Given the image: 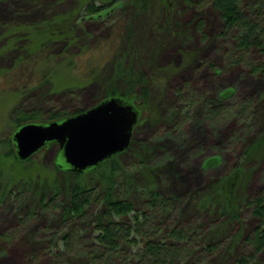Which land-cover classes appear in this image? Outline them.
<instances>
[{
    "label": "rangeland",
    "instance_id": "374dc122",
    "mask_svg": "<svg viewBox=\"0 0 264 264\" xmlns=\"http://www.w3.org/2000/svg\"><path fill=\"white\" fill-rule=\"evenodd\" d=\"M211 1L150 0L138 12L130 0H0V264L135 263L145 238L134 235L138 243L123 242L118 255L97 240L96 174L84 179L94 189L90 206L70 218L76 178L56 169L58 145L27 161L10 155L20 126L70 117L124 92L114 78L120 58L130 63L127 52L155 80L138 101L128 150L116 158L115 196L148 215V241L187 232L184 264H264V247L255 252L251 243L261 227L252 204L264 201V70L248 65L264 64V32L248 58L234 57L232 34ZM111 3L103 18L85 11ZM241 7L264 25L248 2ZM223 90L240 106L208 113L203 102L222 101ZM150 191L167 204L150 206ZM213 194L221 200L202 202ZM132 216L123 222L133 225Z\"/></svg>",
    "mask_w": 264,
    "mask_h": 264
},
{
    "label": "trees",
    "instance_id": "16d2710c",
    "mask_svg": "<svg viewBox=\"0 0 264 264\" xmlns=\"http://www.w3.org/2000/svg\"><path fill=\"white\" fill-rule=\"evenodd\" d=\"M130 2L133 6L137 7V10H139L138 12H143L150 0H130ZM244 2H248L251 9H253L252 11L257 12L260 17L264 16V0H212L211 4L219 12L225 30L232 34V51L234 53V57L239 54L241 55V58H244L245 60V58H248L247 56L250 50L262 46L261 36L264 32V25L261 24V21L257 17L249 18L242 12L241 6ZM114 6V3L106 5L105 7H95L93 5H89L86 7L85 11L91 14L90 18H93V16L103 18L109 14H107V12H109ZM127 32L129 33L128 30ZM128 37H130V35ZM124 56L126 59L130 58L131 61L129 64H125L123 62L124 57L119 59V63L117 62L115 65L117 70L114 80L124 81L127 88L124 92L119 94L113 92L104 99L115 96L122 98L134 104L139 111L138 105L140 102L138 103V101L141 100L144 102L148 99L149 88L151 84L154 83L155 78H152V76H146L144 73L136 69L134 65H131V63L135 64L137 61L135 55L131 52L124 53ZM240 61L241 59L239 61L234 60L232 62L239 63ZM246 61L248 64L249 61L247 59ZM248 65L251 72L264 70V64L261 66ZM136 88L140 93L138 92L137 94V91L133 92ZM129 92H133V95H131L132 97L129 95ZM231 94L232 91L223 90L220 93L222 101H219L217 98L211 101H204L203 104L207 107L206 111L211 114H216L217 105L219 106V110H235L240 105L230 103V99H232ZM242 109L241 112H244L245 108L243 110ZM79 113L81 112H77L74 115ZM62 117L63 116L56 114L52 115V118L48 121V123L68 118ZM14 154L15 151L10 152V155L14 156ZM119 155L120 154L103 161L96 168L83 174L72 173L76 179L68 187V207L66 209L67 216L70 218L82 217L85 213L86 207L90 206L94 189L93 187L88 186L84 182V179L89 175L96 174L94 179L96 180V184L101 188V196L98 200L100 210L95 216V221L96 230L98 231L97 240L104 248L103 250L108 255H118V248H120V245L123 242L128 245H136L138 242L133 236L138 235V237L145 239L141 240L142 248L136 253L135 263L133 264H184L183 255L185 253V248L182 242L187 238V232L183 230H173L168 234L167 240L165 241H148L149 238L146 237L147 232L145 231V226L150 223L148 215L143 212H136L130 201L120 199L115 196V188L118 186L116 180L120 170L116 158ZM55 167L58 171L70 173L65 170H60L56 163ZM214 195L215 194L205 197L202 202H205L207 205L219 202L221 200L220 197ZM147 197L149 198L150 206L161 203L167 204L166 200H160V195L158 193L150 191L147 193ZM252 205L253 215L261 221V227L263 226V229L260 227L256 230L251 241L255 252H259L264 247V201L257 200ZM130 214H133V225L131 226L123 222V219ZM215 248L216 247L213 245L208 246V250H214ZM122 254L124 258L127 256L124 252ZM120 258H122V256H118L117 260H120ZM236 264L248 263L247 260L240 259L236 262Z\"/></svg>",
    "mask_w": 264,
    "mask_h": 264
},
{
    "label": "water",
    "instance_id": "95a60500",
    "mask_svg": "<svg viewBox=\"0 0 264 264\" xmlns=\"http://www.w3.org/2000/svg\"><path fill=\"white\" fill-rule=\"evenodd\" d=\"M138 120L139 112L134 104L110 97L60 121L23 125L14 132L12 143L20 161L55 143L58 168L83 174L126 151Z\"/></svg>",
    "mask_w": 264,
    "mask_h": 264
}]
</instances>
